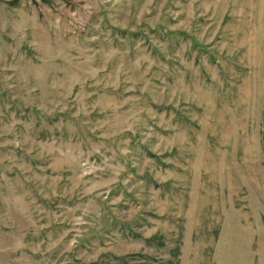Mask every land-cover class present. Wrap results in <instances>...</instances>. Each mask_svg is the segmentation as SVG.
<instances>
[{
	"label": "rangeland",
	"instance_id": "374dc122",
	"mask_svg": "<svg viewBox=\"0 0 264 264\" xmlns=\"http://www.w3.org/2000/svg\"><path fill=\"white\" fill-rule=\"evenodd\" d=\"M0 264H264V0H0Z\"/></svg>",
	"mask_w": 264,
	"mask_h": 264
}]
</instances>
